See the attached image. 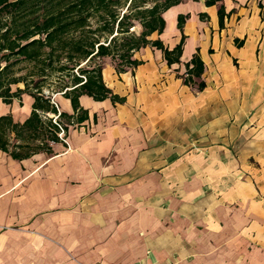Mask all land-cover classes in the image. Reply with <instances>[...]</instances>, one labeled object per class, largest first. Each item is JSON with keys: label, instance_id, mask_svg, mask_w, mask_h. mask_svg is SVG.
Listing matches in <instances>:
<instances>
[{"label": "crops", "instance_id": "1", "mask_svg": "<svg viewBox=\"0 0 264 264\" xmlns=\"http://www.w3.org/2000/svg\"><path fill=\"white\" fill-rule=\"evenodd\" d=\"M162 18L147 39L183 36L178 63L151 46L123 72L105 58L121 101L80 96L86 119L51 154L0 150V264H264V0H185ZM32 104L0 100V117L22 123Z\"/></svg>", "mask_w": 264, "mask_h": 264}, {"label": "trees", "instance_id": "2", "mask_svg": "<svg viewBox=\"0 0 264 264\" xmlns=\"http://www.w3.org/2000/svg\"><path fill=\"white\" fill-rule=\"evenodd\" d=\"M182 1L185 0H166L163 5L154 4L136 10L134 14L120 15V6L128 3L127 10L135 8L136 0H0V100L11 104L14 99L20 100L23 94L33 99L31 113L24 122H14L9 114L0 117V150L16 160L39 152L52 153L50 145L60 142L58 128L47 116L58 113L51 103L52 95L62 94L70 100L73 114L60 113L57 120L64 125L66 135L69 125H79L86 119V112L79 107L80 96L87 95L96 101L106 98L121 101L102 81L105 58L114 63L117 72H123L140 63L132 60L134 51L151 46L162 51L168 65L178 63L183 36L172 50L165 48L159 39L151 41L147 38L153 33H162L165 25L162 13ZM220 1L204 0V5L209 7ZM223 16L224 10L220 6V24ZM186 18L177 17L180 31ZM132 20L141 27L139 33L133 32ZM104 34L110 39L107 37L101 42ZM96 60L94 66L85 67ZM21 64L30 65L32 71L21 75ZM202 70V62L194 55L181 75L184 83L191 85ZM56 73L69 77L70 82L46 96L41 86ZM19 83L24 85L23 89L12 91L11 86ZM202 87L200 82L198 89Z\"/></svg>", "mask_w": 264, "mask_h": 264}, {"label": "rangeland", "instance_id": "3", "mask_svg": "<svg viewBox=\"0 0 264 264\" xmlns=\"http://www.w3.org/2000/svg\"><path fill=\"white\" fill-rule=\"evenodd\" d=\"M164 2H166V0H136V3H135V8H129V10H127V7H128V3H125L123 6H120L118 8V13L121 15L123 13H129L131 12L132 14H134L135 12H137L136 10H143L145 8H150L152 7L154 4H159V5H163ZM133 24H134V29H133V32L134 33H139L140 30H141V27L139 26L138 22L137 21H134L132 20ZM110 39L109 36H107L106 34L102 35L100 41L101 42H105L107 38ZM118 45L120 44V40L118 41L117 43ZM116 63H118V60L115 61ZM97 63V60L91 64H88L87 68H90L92 66H94V64ZM83 65V64H82ZM23 69L20 71V74L23 75V74H26L27 72H31L32 69H31V66L30 65H26V64H21L20 65ZM89 66V67H88ZM73 74H77V71L76 69H74L73 71ZM33 79L35 80L36 78L33 77ZM29 81V79L27 80ZM69 77L65 76V77H61V75H59L58 73L56 74H52L51 76H49L45 81H44V84L41 86L42 88V91H43V94L44 95H49L51 94V92H56V91H59V86H61L62 84L64 83H69ZM24 85L22 83H19L17 85H13L11 86V89L12 91H14L16 88H20V89H23Z\"/></svg>", "mask_w": 264, "mask_h": 264}, {"label": "built area", "instance_id": "4", "mask_svg": "<svg viewBox=\"0 0 264 264\" xmlns=\"http://www.w3.org/2000/svg\"><path fill=\"white\" fill-rule=\"evenodd\" d=\"M54 96L55 95L51 96V103L55 106V108L57 109L58 113L55 116H53L52 121L58 128L57 136H58L60 142L63 143L67 147V135H66L65 130H64V125H62V124L57 122L60 112H59V110L57 108V105H56V103L54 101ZM73 126L74 125H69L68 127H73Z\"/></svg>", "mask_w": 264, "mask_h": 264}]
</instances>
